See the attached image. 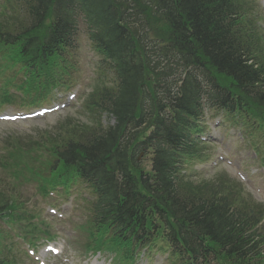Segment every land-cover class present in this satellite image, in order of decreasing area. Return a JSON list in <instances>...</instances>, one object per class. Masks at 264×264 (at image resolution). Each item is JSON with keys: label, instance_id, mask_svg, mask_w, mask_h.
<instances>
[{"label": "trees", "instance_id": "16d2710c", "mask_svg": "<svg viewBox=\"0 0 264 264\" xmlns=\"http://www.w3.org/2000/svg\"><path fill=\"white\" fill-rule=\"evenodd\" d=\"M25 8L23 19L0 15L5 59L36 80L52 78L82 16L103 69L116 78L87 97L92 120L74 125L67 119V129L48 138L46 171L88 184L96 221L121 228L113 233L117 245L152 228L204 263L264 264V209L223 176L212 182L201 176L197 184L180 168L199 152L191 136L205 103L264 124V47L254 28L255 7L247 0H26ZM152 51L178 59L181 77L171 81L159 73ZM56 87L54 81L42 90ZM105 113L114 126L101 124ZM147 132L146 143L138 145ZM17 150L18 161L11 157L1 162L4 167L20 168L30 150ZM149 150L153 172L146 174L138 155ZM176 151L188 154L181 164ZM12 208L0 194V216ZM0 264L16 262L0 256Z\"/></svg>", "mask_w": 264, "mask_h": 264}, {"label": "rangeland", "instance_id": "374dc122", "mask_svg": "<svg viewBox=\"0 0 264 264\" xmlns=\"http://www.w3.org/2000/svg\"><path fill=\"white\" fill-rule=\"evenodd\" d=\"M258 4L261 6V12L263 19L260 20V26L262 27L264 31V0H256ZM16 0H11L10 2H7V5L9 3L15 4ZM4 2L0 0V6ZM16 5V4H15ZM17 6V5H16ZM3 9V6L1 10ZM0 10V11H1ZM77 48L74 50V56H75V62L79 68V72L77 73L78 77H75L78 81L75 84H82L84 86L81 96L78 101H76L71 109L64 110L59 112L58 114L51 115L47 119L43 121H34V122H26V123H17V124H4L0 123V155H2L6 149L7 144L12 143V145H19L23 146L24 144L30 143L34 144L33 141H38V146H40L42 143H46L44 139H48L49 137H58L60 134H62L67 127L63 125V122L68 119L67 117H72L74 125L79 124H86L88 122L87 118L88 115L86 112L82 109L83 104H85L84 100L86 99L87 95L91 93L93 90V86L95 85V82L92 83V81L96 78V70L99 69V61L100 57L95 53L93 47H91L88 38L86 34L83 32V28L81 29L79 38L76 41ZM153 58L155 61L159 60V54H154ZM73 61V59H72ZM170 65L168 64V60L162 63L159 66V69H170ZM171 69H173V73H171L168 70V73L173 75H176V77H179L181 75L180 70L177 69L175 64H171ZM13 73L9 72L6 76H12ZM108 78L113 81V76L108 75ZM92 86H91V85ZM90 85V86H88ZM88 86V87H87ZM77 91V90H76ZM70 93L65 92L64 94L59 95V98L62 97L63 103H66L65 105H68L70 102L68 101V95ZM16 108V107H15ZM14 108H6L4 110V113H10V112H16L19 111ZM214 114L210 111H207L205 113V116L203 118L204 126L206 127V131H211V128L213 127V123L215 121V118H223V124L221 123V127L219 128V139L218 141L214 142L211 139V143H213V146H206V149L209 150V156L206 160H215L217 158L216 153L219 150H222L225 152L227 158H233L238 161L242 168L246 171V176L248 177V183L245 184V190L247 194L249 193L252 198L256 202H260L264 204V201H262L261 197L257 194L256 191L252 189V186L258 189H262L264 191V154L262 152L260 159L255 160L252 156V153L250 151V139L253 140V145L260 144L262 147V150L264 149V136L252 138L251 134L253 133L252 129L249 126L241 127L240 123H237L238 121H231L229 119H226V117L222 114H219V116H213ZM102 124L105 127H108L110 125L114 124V120L109 117L107 114L102 115ZM208 135V136H206ZM204 135V137L210 138L209 132ZM248 136V137H247ZM24 147V146H23ZM6 148V149H5ZM40 149V148H39ZM2 159V156H0V161ZM206 161H204L202 164H195L196 166L194 169H199ZM143 165L149 170L151 167V163L149 160H143ZM209 166L204 167L203 169H207ZM240 167V165H239ZM218 173L220 174H227L232 179L236 180L237 182H242L238 179L236 176V173L233 169L228 168L227 165L221 164L218 166ZM241 169V168H240ZM207 174L205 177H209L213 175L214 171L213 168L208 169L205 171ZM20 180V179H19ZM17 180L15 177H13L9 172L6 173L2 170L0 167V190L7 193L12 194L16 196L20 202L24 205V211L28 212L32 215H39L42 220H46L51 225V229L53 232H56L59 234L60 239H67L69 237L70 231H76L77 226L84 224L86 221V208L87 204L84 201L83 198L88 197V193L86 190H83L79 193V199L77 200V205L80 207L79 210H74L70 213V220L67 223H60L58 221L52 220L50 218H47V210L50 207L48 202H44L42 199L39 190L34 182L32 181H26L24 179H21L20 181ZM248 194V195H249ZM27 222H24V225H27ZM2 228H6L7 230H11L10 228H7L5 225H1ZM23 227V226H22ZM12 231V230H11ZM11 234V236H9ZM24 234V230L19 232V229L17 227L14 228V231L4 233V245L6 249L8 248L10 252H12V255H19L18 250L20 251V244L21 241L18 239H15L17 235ZM80 233L78 232L77 238H79ZM84 237H82L79 240L73 241V244L69 242L68 247H66V257L73 258L72 264H86L82 260L84 257L85 250L82 247V245L79 243L81 240H83ZM16 243V244H15ZM9 252V253H10ZM21 252V251H20ZM22 253V252H21ZM11 254V253H10ZM21 257V256H19ZM81 257V258H79ZM103 262L104 264H109L111 262V255L106 254V260L104 258ZM154 259V258H153ZM83 262V263H82ZM148 263V261L144 262L143 264ZM26 264H30L27 263ZM50 264H63L61 260H57V262L53 261L52 258L50 259ZM154 264H160L159 262H154Z\"/></svg>", "mask_w": 264, "mask_h": 264}]
</instances>
